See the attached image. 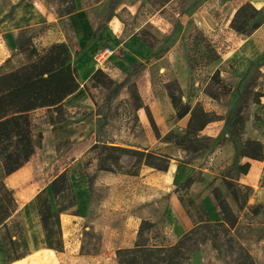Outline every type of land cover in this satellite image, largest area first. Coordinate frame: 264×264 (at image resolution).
I'll return each mask as SVG.
<instances>
[{"label":"rangeland","instance_id":"1","mask_svg":"<svg viewBox=\"0 0 264 264\" xmlns=\"http://www.w3.org/2000/svg\"><path fill=\"white\" fill-rule=\"evenodd\" d=\"M37 1L52 10L47 0ZM99 1L94 0V3ZM103 1L107 4L109 0ZM167 1L145 0L138 14L124 20V30L113 40L104 32L109 23H104V26L100 27L103 23V16L99 10L102 5L88 9L76 5L75 11L77 6L84 11L87 18L86 27L91 25V33L88 39L86 38L88 30L83 31L82 43L78 47L73 40L75 36L69 34L67 45L72 62L73 58L83 53L114 81H120L132 64L143 63L144 72L137 78L136 86L147 111L141 109L137 112L138 125L134 122L126 96L122 95L114 103L112 108L114 113H109L102 106L106 98L104 89H94L91 96L86 91L85 93L79 91L88 89L83 77H78L79 89L76 96L67 97L63 102V107L68 113L66 121L52 124L48 117L50 110L43 108L39 111V114L45 117V121L40 130L31 127L34 146V153L31 156L40 165L44 182L40 184L42 178L37 170L34 169L30 173L26 166L13 175L16 180L15 186L6 182L17 199V219L24 231L27 255L20 261L9 263L0 239V264H116V252L134 246L139 239L137 232L140 222L144 220L154 223L152 229L143 233L146 245L171 246L189 230V226L170 207L169 195L175 194L179 186L169 184L167 179L169 168L184 164L203 167L209 162L212 153L226 143L230 150L225 154L232 160L223 174L234 178L240 158L239 142L244 140L261 142V139H264L261 120L256 113L260 101L264 100V54L259 60H255L254 66L245 74L248 62L245 49L232 48L228 42H223L219 38H209V34L203 32V36L208 39L217 54L216 60L209 62L208 56L198 44L196 34L190 30L191 24L188 23L185 29L181 25L177 26L179 22L175 14H188V10L199 7L205 8L217 17L219 4L223 0H174L167 8L154 15L155 19L160 18L163 30H157V27L152 25L150 29L157 31L153 36L150 30L141 28L154 14L153 10L159 9ZM261 17L263 22L264 8ZM63 28L69 30L68 25H64ZM43 29L44 27L42 31ZM38 31L37 28L31 29L33 38ZM142 31H147L155 37L159 44L157 42L153 49L144 44L141 40L148 36ZM160 38L162 40H159ZM33 41L39 49L45 48L37 39ZM146 47L151 50L148 55L143 50ZM164 47H169L170 51L160 57L158 51ZM8 60L9 64L3 63L0 72L4 71V68L18 67L23 63L22 56L16 51L11 52ZM188 62L191 63L190 68ZM215 71H219L220 77L231 88V93L218 101L205 93ZM240 93L245 97L242 105L243 121L232 136L233 132L227 129V121ZM169 94L182 105L194 107L199 104L204 112L219 119L206 125L200 132L204 139L188 143V150L177 146L174 138H164L170 132L175 136H183L189 119L187 115L185 121L175 123L169 117L168 103L172 108ZM256 94L261 96L258 103L254 104ZM147 112L158 129L159 139L153 134ZM153 113L160 122L159 113L164 123H156ZM103 140L145 148L154 153L153 160L148 168L140 167L136 176L125 174L126 171H134V159L129 157L121 161L122 173L99 171L96 151H91L90 148ZM193 147L198 148L197 152H193ZM64 170H67L69 175L75 208L60 215L62 251L49 252V249L44 247L34 197L46 189L55 210L49 183ZM155 172L160 175L161 185L156 184L159 180L147 182L145 179L147 175ZM204 180L202 172L195 170L187 182ZM213 187L210 186L209 191ZM217 187L234 207L222 182H219ZM241 217L242 220L251 219L247 212ZM243 244L251 253L250 245ZM202 256L203 253L195 254L186 264H202ZM210 264L223 262L212 255Z\"/></svg>","mask_w":264,"mask_h":264},{"label":"trees","instance_id":"2","mask_svg":"<svg viewBox=\"0 0 264 264\" xmlns=\"http://www.w3.org/2000/svg\"><path fill=\"white\" fill-rule=\"evenodd\" d=\"M26 1L31 0H19L14 4L0 19V23L9 18L14 10ZM118 1L109 0L107 14L100 27L110 21ZM47 2L59 17L67 16L76 9L74 0H47ZM261 18V11L255 9L249 2H245L236 9L229 28L237 35L248 36L260 26ZM190 30L196 34L198 44L208 56L209 62L215 61L217 54L208 39L196 27L192 26ZM142 32L148 37L141 41L153 49L158 41L147 31ZM15 49L16 53L22 56L23 63L18 67L4 68L5 70L0 72V239L9 263L20 261L27 255V243L21 223L17 219V199L14 191L7 185L6 178L26 166L30 173L34 169L37 170L42 178L40 184L44 182L40 165L31 156L34 153L31 127L39 130L43 126L45 117L39 114L40 109L43 108L50 110L48 117L52 124L66 121L68 113L63 107V102L79 89L76 80L77 71L73 66L67 44L53 43L46 48L39 49L34 44L31 29H22L17 33ZM169 51V47H164L159 49L158 53L161 57ZM4 63L9 64V60L7 59ZM187 64L190 68L191 63ZM253 66L254 63L250 64L245 74H248ZM143 72L144 64L136 62L131 65L120 81H114L107 73L97 69L91 75L92 83L86 92L91 96L94 89H104L106 98L102 106L109 113H114L112 110L114 103L125 95L133 113L134 122L138 123L137 112L141 109L147 111L136 86V80ZM205 93L218 101L228 96L231 88L220 77L219 71H215ZM260 96L255 95L254 104L258 103ZM169 98L175 110L174 118L178 121L189 115V119L183 136H175L170 132L164 138L172 137L177 146L188 150V143L204 139L200 136V132L206 125L219 119L215 115L204 112L199 104L190 107L182 105L172 94H169ZM244 100V94L240 93L227 121V129L233 132L232 136L243 121ZM32 111L34 112L30 116L29 113ZM147 115L153 134L159 139L158 129L149 112ZM111 116L113 117L112 114ZM239 148L240 157L255 161L263 158V144L258 140L241 141ZM90 150L96 151L97 169L111 174L122 173L123 158H133L134 171L125 172L131 176L138 175L140 167H149L154 156L152 151L145 148L105 140L97 142ZM197 150V147H193V152ZM249 168V163L236 165V174L245 175ZM221 182L227 195L238 210L242 211L246 207L251 189L237 184L234 178L227 176H223ZM49 188L55 210L52 208V202L48 198L46 189L36 194L34 204L43 234L44 247L61 252L63 242L60 215L75 208V198L67 170L58 174L49 183ZM210 193L218 211L217 221L207 218L203 206L196 203L187 193L185 184H181L176 188L175 194L191 220L192 228L182 234L173 245L155 247L146 245L143 239V233L152 229L154 223L141 221L137 232L139 239L132 248L116 252V264H186L193 255L199 253H203L202 264H210L212 255L221 259L223 264H257L249 249L233 234L238 223V216L221 190L213 187ZM250 210L252 214H256L261 207H252Z\"/></svg>","mask_w":264,"mask_h":264},{"label":"crops","instance_id":"3","mask_svg":"<svg viewBox=\"0 0 264 264\" xmlns=\"http://www.w3.org/2000/svg\"><path fill=\"white\" fill-rule=\"evenodd\" d=\"M18 1L19 0H0V19H2V17ZM144 1L145 0L118 1L114 7L113 15L110 21L107 22L109 23L108 27L104 31L105 34H108L109 39L113 40L120 36L125 27L124 20L129 16L134 17L136 14H138L142 4L145 3ZM173 1L174 0H168L167 3L159 9H154V14L148 18L149 21L143 23L144 25H142L141 28L150 30V32L154 34L153 36L156 35L157 31H154L155 29H150L152 25L156 26L157 30H163V28L160 26V18L158 17L155 19L154 15L162 11L164 8H167V6ZM74 2L75 5L82 6V9H88L92 6L99 7V5H102L99 10L103 18L107 14L108 3L106 4V2L103 0H100L96 3H94V0H74ZM245 2H249L255 9L260 11H262L264 8V0H223L219 4L217 17H214L210 12L202 7L188 10V14L177 13L175 14V17L178 18L179 25L183 26L184 29L187 27V24L190 23L191 26L196 27L201 33H208L209 38H219L221 41L231 44L232 48L236 47L237 49L238 47H241L242 49H245V51H247L246 59H248L246 64L247 66L245 68L246 70L250 64L254 63L255 60L259 59L264 54V21L248 36H242L233 33L229 28V23L236 9ZM78 6L77 11H74L67 16L59 17L57 14H55L56 11L54 9H52L54 10V12H52V10L47 9L41 4V2L37 0L21 3L9 18L0 23V68L2 64L8 58H10L11 52L16 51L15 37L18 31L22 29L37 28L39 33L35 35L33 39H37L38 43L45 48L53 43L67 44V38H70L69 34H73L75 36L73 40L76 41V45L78 47L79 44L82 43V33L84 30H88L86 32V38L89 39L91 25L86 27V15L84 14L83 10L78 8ZM64 25H68L69 30H65L63 28ZM43 27L44 29L42 31ZM159 40L162 39L160 38ZM143 50L147 55L151 52V50L149 48L147 49V47ZM73 66L77 71V78L83 77L84 84L89 89L92 83L91 75L95 70L99 69V67L90 57L84 56L83 53L78 54L77 58H73ZM79 91L85 93L86 90L82 89ZM75 96L76 92L70 95L68 98H74ZM259 104L260 106L256 110V113L260 117L261 128L264 135V100L260 101ZM154 105L156 104L154 103ZM167 106H169V117L172 118L175 123L186 120L187 116L177 121L174 118L175 110L173 107H170L169 103ZM33 112L34 111L30 112L29 114L31 115ZM158 116L161 121L159 122L154 115L155 122L158 124H163L164 120L162 116L159 113ZM41 128L42 127H40L39 130ZM220 128L222 130L223 126ZM261 140L263 144V158L261 160L255 161L245 157H240L237 163V165H242L244 163L250 164L247 174H236L234 177V181L237 184L249 187L251 189L247 199L246 207L242 211H239L235 204L233 207L228 200L227 202L238 216V223L233 230V234L242 243H247L250 245L251 255L256 262H261L264 264V139ZM229 150V146L225 143L221 148H218L212 153V156L209 158V162L205 163L203 167L199 168L193 167L190 164H184L178 167H170L167 172L169 184L174 186L185 184L186 191L189 196L196 203H199L203 206L207 214V218L211 221H217L219 216L209 188L210 186H219L221 178L225 176L223 173L227 170V167L230 165L232 160V158L230 159V157L226 156L225 154ZM195 170L202 172V177L205 179L204 182H187ZM18 171L8 176L6 178V182H9L12 186H15L16 180H14L13 175H15ZM159 176L160 175L155 172L153 174L147 175L145 179L147 182L159 180V182L157 181L156 184L161 185L162 183ZM169 202L172 210L179 214L181 218H183L190 230L193 226L192 222L179 203L177 196L175 194L169 195ZM257 206H260L261 210L256 214H252L250 209ZM245 212L249 213V217L251 219L242 220L241 216ZM48 251L52 252L51 250Z\"/></svg>","mask_w":264,"mask_h":264},{"label":"built area","instance_id":"4","mask_svg":"<svg viewBox=\"0 0 264 264\" xmlns=\"http://www.w3.org/2000/svg\"><path fill=\"white\" fill-rule=\"evenodd\" d=\"M77 82H79V78H76Z\"/></svg>","mask_w":264,"mask_h":264}]
</instances>
